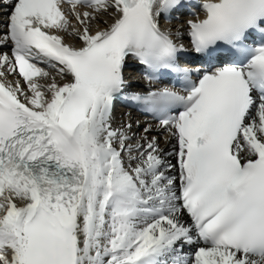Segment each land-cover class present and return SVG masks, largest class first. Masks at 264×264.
<instances>
[{"label": "snow or ice", "instance_id": "1", "mask_svg": "<svg viewBox=\"0 0 264 264\" xmlns=\"http://www.w3.org/2000/svg\"><path fill=\"white\" fill-rule=\"evenodd\" d=\"M0 264H264V0H0Z\"/></svg>", "mask_w": 264, "mask_h": 264}, {"label": "bare ground", "instance_id": "2", "mask_svg": "<svg viewBox=\"0 0 264 264\" xmlns=\"http://www.w3.org/2000/svg\"><path fill=\"white\" fill-rule=\"evenodd\" d=\"M120 114H121V112H120Z\"/></svg>", "mask_w": 264, "mask_h": 264}]
</instances>
